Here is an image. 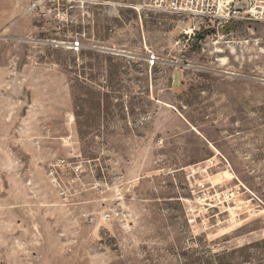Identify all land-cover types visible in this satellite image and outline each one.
I'll use <instances>...</instances> for the list:
<instances>
[{"label": "rangeland", "instance_id": "374dc122", "mask_svg": "<svg viewBox=\"0 0 264 264\" xmlns=\"http://www.w3.org/2000/svg\"><path fill=\"white\" fill-rule=\"evenodd\" d=\"M148 3L0 0V264H264V15Z\"/></svg>", "mask_w": 264, "mask_h": 264}, {"label": "built area", "instance_id": "2783aa9c", "mask_svg": "<svg viewBox=\"0 0 264 264\" xmlns=\"http://www.w3.org/2000/svg\"><path fill=\"white\" fill-rule=\"evenodd\" d=\"M241 3V9L235 8ZM147 7L153 10L168 11L176 14L186 15L194 20V28L190 32L184 31L183 36L178 39L183 46H192L199 42L197 36H200L203 28H223L225 23L233 20H242L246 18L260 19L264 15V0H149ZM70 49L80 51L83 44L76 39L71 41ZM158 56L154 52L148 55L149 64L152 66L158 61ZM50 174H74L78 176L82 171L81 162H72L69 158H55L49 165ZM74 181V180H73ZM61 195L66 197V192L61 191ZM230 197V194H224ZM236 203V199L233 200ZM241 208L240 204L237 205ZM110 213L103 214V218H109Z\"/></svg>", "mask_w": 264, "mask_h": 264}, {"label": "crops", "instance_id": "0c3cea01", "mask_svg": "<svg viewBox=\"0 0 264 264\" xmlns=\"http://www.w3.org/2000/svg\"><path fill=\"white\" fill-rule=\"evenodd\" d=\"M0 68H3V66L2 65H0ZM0 73H2V71L0 70ZM10 76V75H9ZM6 78V77H5ZM5 80V86H7V87H12V88H14V87H16V83H18V79H17V77H9L8 79H4ZM5 92L7 93V96H10L9 95V93H8V90H7V88H6V90H5ZM5 144L6 145H9V143L8 142H5ZM31 156V155H30ZM29 156V157H30ZM28 157H26V155L25 154H22V157L21 158H19V160H21V161H23L24 159H27ZM23 162H25V161H23Z\"/></svg>", "mask_w": 264, "mask_h": 264}, {"label": "water", "instance_id": "95a60500", "mask_svg": "<svg viewBox=\"0 0 264 264\" xmlns=\"http://www.w3.org/2000/svg\"><path fill=\"white\" fill-rule=\"evenodd\" d=\"M241 3H239V4H237L236 6H235V8H237V9H241Z\"/></svg>", "mask_w": 264, "mask_h": 264}]
</instances>
